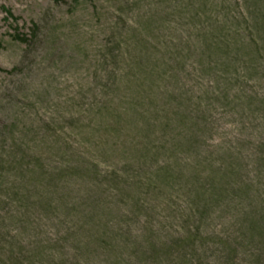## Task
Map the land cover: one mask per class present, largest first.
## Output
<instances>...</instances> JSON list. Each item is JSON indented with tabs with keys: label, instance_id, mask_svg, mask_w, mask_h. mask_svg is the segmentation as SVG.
Listing matches in <instances>:
<instances>
[{
	"label": "rangeland",
	"instance_id": "obj_1",
	"mask_svg": "<svg viewBox=\"0 0 264 264\" xmlns=\"http://www.w3.org/2000/svg\"><path fill=\"white\" fill-rule=\"evenodd\" d=\"M0 264H264V0H0Z\"/></svg>",
	"mask_w": 264,
	"mask_h": 264
}]
</instances>
